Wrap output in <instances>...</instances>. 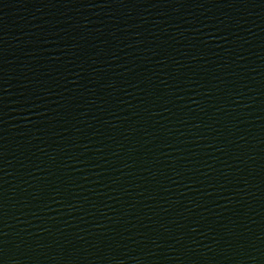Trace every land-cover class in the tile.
<instances>
[{
    "label": "water",
    "instance_id": "water-1",
    "mask_svg": "<svg viewBox=\"0 0 264 264\" xmlns=\"http://www.w3.org/2000/svg\"><path fill=\"white\" fill-rule=\"evenodd\" d=\"M0 264H264V0H0Z\"/></svg>",
    "mask_w": 264,
    "mask_h": 264
}]
</instances>
